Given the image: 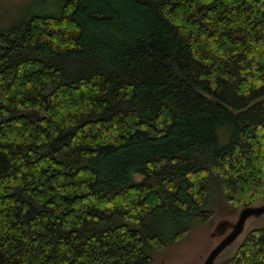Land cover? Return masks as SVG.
Here are the masks:
<instances>
[{"label":"trees","instance_id":"16d2710c","mask_svg":"<svg viewBox=\"0 0 264 264\" xmlns=\"http://www.w3.org/2000/svg\"><path fill=\"white\" fill-rule=\"evenodd\" d=\"M219 197L264 198V0H57L0 27V264H154ZM217 264H264V225Z\"/></svg>","mask_w":264,"mask_h":264},{"label":"rangeland","instance_id":"374dc122","mask_svg":"<svg viewBox=\"0 0 264 264\" xmlns=\"http://www.w3.org/2000/svg\"><path fill=\"white\" fill-rule=\"evenodd\" d=\"M54 10H57V0H0V27L10 26L11 23L21 18L23 14ZM40 115L41 112L38 111L32 113L33 117H39ZM136 177L138 179L141 178L140 175H136ZM261 203L262 201H257L255 205ZM228 207L225 208L224 201H221L219 197V200L214 205V217L207 223L197 224L184 238L175 242L172 246L156 250L153 253L154 264H202L207 256L206 254L221 239L219 236H211L216 225L222 219L231 221L237 219V209L233 210L229 205ZM246 224L244 233L223 251L216 263L234 254L248 230L263 226L264 215L261 217H250Z\"/></svg>","mask_w":264,"mask_h":264},{"label":"water","instance_id":"95a60500","mask_svg":"<svg viewBox=\"0 0 264 264\" xmlns=\"http://www.w3.org/2000/svg\"><path fill=\"white\" fill-rule=\"evenodd\" d=\"M259 205L243 206L237 210L238 216L235 221L222 219L215 227L211 236L221 237L220 241L204 256L202 264H217L219 256L231 246L245 231L247 220L250 217H261L264 215V198ZM249 231V230H248ZM247 231V232H248ZM246 232V233H247ZM246 235V234H245ZM221 261V260H220Z\"/></svg>","mask_w":264,"mask_h":264}]
</instances>
